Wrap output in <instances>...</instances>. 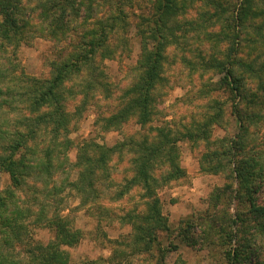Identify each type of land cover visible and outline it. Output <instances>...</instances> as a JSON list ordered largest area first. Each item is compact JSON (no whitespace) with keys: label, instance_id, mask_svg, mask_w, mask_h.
<instances>
[{"label":"trees","instance_id":"obj_1","mask_svg":"<svg viewBox=\"0 0 264 264\" xmlns=\"http://www.w3.org/2000/svg\"><path fill=\"white\" fill-rule=\"evenodd\" d=\"M138 2L0 0V174L9 179L0 190V264H142L147 256L154 264H167L169 250L159 235L170 229L156 191L184 175L177 151L181 142L203 145L199 159L203 173L226 174L237 181L239 208L234 220L210 215L187 223L182 240L187 243L189 238V247L219 246L225 264H264V148L248 134L264 123V63L256 65L257 56L243 59L246 43L256 44L255 37L263 42L264 0H239L237 5L211 0L200 25L195 23L199 36L208 30L202 43H211V50H216L215 43H228L223 58L211 51L199 56L196 64L216 70L218 90L232 99L231 114L240 133L225 141H211L212 124L219 125L225 115L223 105L215 101L202 124L183 132L149 126L156 114L155 90L164 81L166 52L172 47L168 40L196 35L192 27L188 32L182 29L180 37L175 32L180 2L188 9L192 0H155L151 15L134 26L131 12ZM251 25L255 37L248 31ZM131 30L140 38V55L130 68L135 79L126 86L113 83L103 64L129 50ZM37 39L54 44V57L45 63L50 75L44 80L26 75L17 58L20 47ZM243 74L252 79L247 90ZM90 105L97 111L114 109L107 116L94 111L102 132H117L134 119L145 132L154 131V138L129 137L112 147L83 141L71 163L72 122ZM113 157L128 161L131 175L123 186L110 183ZM154 170L160 174L153 175ZM73 173L75 181L70 180ZM115 186L121 188L114 196L119 200L132 191L141 192L142 211L132 209L123 215L131 228L128 242L110 259L74 263L66 250L78 247L83 233L62 216L66 197L74 196L82 207L91 206L105 189ZM224 198L227 193L216 191L211 208L222 206ZM32 228L47 229L53 237L47 243L33 242ZM197 229L201 234L195 237ZM173 264L184 263L177 259Z\"/></svg>","mask_w":264,"mask_h":264},{"label":"rangeland","instance_id":"obj_2","mask_svg":"<svg viewBox=\"0 0 264 264\" xmlns=\"http://www.w3.org/2000/svg\"><path fill=\"white\" fill-rule=\"evenodd\" d=\"M154 1L140 0L141 4L138 2L139 6H136L131 12V15H134V18L133 15L131 16L134 26L137 23H143L151 15ZM210 1L192 0L188 9L186 4L180 2L179 12L182 13L177 14L174 20L176 26H178L175 29L176 35L180 37L182 29L188 32V28L192 27L194 30L191 33L196 36L191 39L173 38L168 40L172 47L166 52L167 58L163 72L164 81L155 90L156 114L149 126H159V128L171 130L173 133L183 132L185 128L199 125V123L202 124L208 118V115L212 114L211 107L215 108V105H211V103L213 104L212 101H215L223 105L225 115L223 120L218 122L219 125L215 122L212 124L211 141L214 139L225 141L237 137L240 133L239 123L235 115L231 114L232 99L228 94L218 90L217 83L220 76L216 74V70L201 69L198 66L199 64L196 65L199 56L205 55V53L209 54L211 51H217L215 55H218L220 59L223 58L228 47V43L225 41L219 44L215 43L214 45H217L216 50H211V43L210 46L207 45L208 42L206 44L202 43L206 41L205 35L208 30L205 33L201 30L203 34L199 36L200 29L195 23L198 22L200 25L201 15L207 12V3ZM225 1L232 5H237L239 2V0ZM262 21H264V16ZM251 27L248 31L251 36L255 37L253 26L251 25ZM262 39L263 42L255 37L256 44L249 45V43H246L247 47L243 51L244 60L246 58V61H251L257 56L256 65L264 63V30ZM139 42L140 38L136 35V30H131L129 50H125L124 54L114 61L104 62L103 68L113 83L128 86L132 79H135L136 73L135 71L130 72V68L135 66L139 59ZM258 43L261 45L259 49L256 47ZM54 53L53 43L46 39H37L31 45L20 47L17 50V58L26 75L44 80L49 78L50 75V70L45 63L54 57ZM251 82L252 79L243 74L242 84L245 90L249 88ZM91 108L90 105L87 110L74 116L71 126L72 133L69 136L73 141V148L70 153L71 163H75L76 147L83 141L91 140L96 144L112 147L129 137L135 139V141L154 138V131H151V133L145 132L135 124L136 120L134 119L117 132H102L99 129V124L96 125L97 115L95 113L99 112L107 116L114 109L109 111L102 108V110L97 111ZM74 111L75 108L70 112L74 113ZM256 126V128L252 127L250 129L249 137L256 141L255 143L258 144L259 148H264V123ZM197 143V145L187 142L178 144L179 166L184 171V175L158 188L156 191V197L161 203L162 215L167 219L170 229L169 233L159 235L160 243L165 249L169 250L166 255L167 264H173L177 259H181L184 264H225L221 256L222 249L219 246L214 245L213 248L207 249L200 244H195L189 247V238L187 244L185 240H182L180 233L187 223L204 216L217 215L218 218H221L229 215L234 220V216L239 209L238 204L235 202L237 181L232 180L226 174L203 173L199 164L203 145L201 144L199 147L200 142ZM191 145L192 148H190ZM109 167V173H111L110 183H114V185H122L126 181L125 179L131 175L126 159L119 162L118 157H113ZM164 172L166 173V169H164ZM159 174L160 172L156 173V171L153 173L156 176ZM76 175V173H73L70 180L75 181ZM8 185V176L0 174V190ZM120 189L117 186L108 187L103 191L100 200L94 204L92 202L91 206L85 207H82L80 201L74 196L66 197L67 210L62 212V216L67 218L72 227L80 229L83 233V240L80 245L66 250L74 263L85 260L110 259L113 256V251L118 253L120 249L124 248V243L128 242L131 228L123 215L132 209L137 212L142 211L143 208L139 206L141 204L139 201L141 192L140 190L132 191L119 200L114 196ZM216 191L227 193V199L224 198L222 206L213 209L210 202ZM97 208H101L102 212L99 213ZM233 228L237 230L236 226H233ZM200 234L201 231L197 229L194 236L197 237ZM31 236L33 242L41 243H47L53 237L49 230L39 228H32ZM173 247H176L175 250ZM153 255L156 256V252ZM141 263L154 264L155 262L147 256L143 258Z\"/></svg>","mask_w":264,"mask_h":264}]
</instances>
